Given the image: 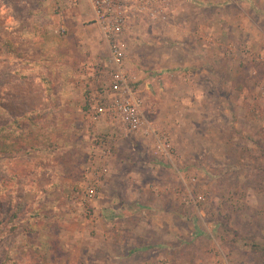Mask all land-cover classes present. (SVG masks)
<instances>
[{
    "label": "rangeland",
    "instance_id": "374dc122",
    "mask_svg": "<svg viewBox=\"0 0 264 264\" xmlns=\"http://www.w3.org/2000/svg\"><path fill=\"white\" fill-rule=\"evenodd\" d=\"M254 11L264 0H175L166 20L127 35L126 69L171 139L169 163L152 140L86 117L110 66L85 0H0V125H20L0 133V263L19 236L28 246L19 264H100L85 255L88 236L30 247L25 214L40 193L37 220L94 217L104 204L119 211L132 223L129 264H264V15ZM236 13L258 26L250 42L229 33ZM203 28L223 46L204 45ZM95 178L96 195L82 201ZM11 223L18 228L2 236ZM145 249L167 254L155 260Z\"/></svg>",
    "mask_w": 264,
    "mask_h": 264
},
{
    "label": "built area",
    "instance_id": "2783aa9c",
    "mask_svg": "<svg viewBox=\"0 0 264 264\" xmlns=\"http://www.w3.org/2000/svg\"><path fill=\"white\" fill-rule=\"evenodd\" d=\"M76 1V0H72ZM92 17V24L101 31L109 50L110 71L107 80L96 94L86 102L85 114L92 123L105 122L117 135L126 138L152 140L156 159L172 163L176 154L169 135L161 131L151 119L153 113L143 89L131 78L126 69L127 35L142 21L166 20L174 13L175 0H85ZM64 34L67 29L61 23L56 30ZM110 154L112 148L105 146ZM102 168L101 174H105ZM98 178L87 187L82 201L96 195Z\"/></svg>",
    "mask_w": 264,
    "mask_h": 264
},
{
    "label": "crops",
    "instance_id": "0c3cea01",
    "mask_svg": "<svg viewBox=\"0 0 264 264\" xmlns=\"http://www.w3.org/2000/svg\"><path fill=\"white\" fill-rule=\"evenodd\" d=\"M249 1H252V0H249ZM254 1L262 2L263 0H254ZM89 13L91 15L90 9H89ZM241 14L242 13L233 14L232 19L234 20V23L230 25L229 33H232L233 35H237V36H234V39L238 38V40L239 39L246 40V43H247V42H250V40H248L247 37H251L250 34H256L258 26L255 24V22L251 21L250 25L247 27L248 25L246 23L247 17L243 18V14L242 15ZM253 14L255 17H259V16L262 17V15H264V11L257 12V15H256V12L254 11ZM238 19H240L242 23H237ZM209 30L211 31V29L203 28L200 31L202 35L203 34L206 35L205 38H203V44L206 45L207 47L210 44H212L213 46L217 48L218 46H221V45L223 46V44L218 39H217L218 41L214 39L215 38L214 35L211 36L212 33L209 32ZM195 32H196L195 29H190L189 31L190 34H194ZM216 32H217V35L218 33H221L224 35V30L220 27H218V31L216 30ZM222 39L223 38H220V40ZM140 74L141 73L136 74L137 77H139V79L143 78L141 77ZM147 83L148 81H146L144 85H147ZM40 190L42 192L49 193V191H51L52 188L45 187V188H40ZM43 205H46L47 208L49 209V207L52 208L54 206H57L58 204H56V202L50 203V204H46L44 202ZM95 206L97 207L95 208L96 213L94 217L89 216L88 218H85V219H79V220L71 219L70 220V218H64V219L50 220V217L52 215L49 216L48 214H47L48 216L45 215L46 217L43 219H38V220L33 219V222L31 221L29 222L31 224L29 233H31L32 236L36 238L31 240L32 245H30V247L33 248L34 246L38 244V242H41V241H48L49 243L50 242L58 243L60 239L61 240L65 239L66 240L65 242H70V241L79 242L80 237L88 236L87 239L90 238L88 240L90 246L87 250H84V252L87 253L85 255L91 256L93 260L95 259L98 260L100 264H129V261L132 259L133 254L130 253L129 249L127 250V248L129 247H127V244H126L127 238L125 237V235L127 234L125 233L126 232L128 233L127 226H130L132 223L129 222L130 220L121 216L122 214L120 215L119 211L116 210L112 212V209L109 208L107 204L106 205L104 204V206H106L105 208H102L100 206L98 207V205H95ZM77 208L78 207H76V209L74 210H77ZM117 209L118 210L123 209V207H120ZM52 210L55 213L57 211V207L54 209L52 208ZM109 214L110 216L108 217L107 215ZM106 216L108 218H106ZM48 221H52L53 224L51 226H54L56 229L52 227L53 229L51 228L50 230V227H49L50 225H48L47 223ZM86 225H88V228H86L85 230L81 229L83 228V226H86ZM64 228H67V230L64 231ZM62 229L65 235L61 234ZM98 229L103 232H100ZM168 249L169 250L167 253L169 257H171V255L175 257L176 256L175 249H171V248H168ZM141 251L151 256V257L148 256L149 258H155V260L167 254V253L160 254V252L156 253L154 250L150 251L148 249L141 250ZM153 252H155L156 254H153Z\"/></svg>",
    "mask_w": 264,
    "mask_h": 264
},
{
    "label": "trees",
    "instance_id": "16d2710c",
    "mask_svg": "<svg viewBox=\"0 0 264 264\" xmlns=\"http://www.w3.org/2000/svg\"><path fill=\"white\" fill-rule=\"evenodd\" d=\"M20 129V125H19V120L17 118H13V119H9L8 121L4 122V124L0 125V133H14L16 131H18ZM43 194L38 195L37 200L35 201L34 205L32 206V208H30V210H28V212L25 214V220L26 222H33V218H37L39 217V205L43 202ZM38 206V207H37ZM46 216L43 215L42 218H45ZM18 228L17 224L11 223L10 227L8 228V230L6 231V233H4L2 236L14 232L16 229ZM22 233V232H21ZM20 233V234H21ZM20 238V239H18ZM16 244L14 247H11L7 253H6V257L4 258V260L2 261V263L0 264H19V260L22 257V251L26 250L28 248V246L26 245V243H22L21 237H16L15 241Z\"/></svg>",
    "mask_w": 264,
    "mask_h": 264
}]
</instances>
